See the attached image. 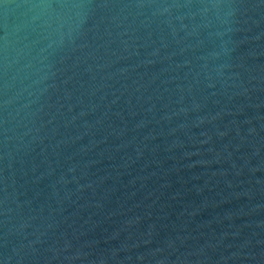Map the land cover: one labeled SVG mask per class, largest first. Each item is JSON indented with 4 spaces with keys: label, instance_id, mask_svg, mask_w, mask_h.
I'll use <instances>...</instances> for the list:
<instances>
[{
    "label": "water",
    "instance_id": "95a60500",
    "mask_svg": "<svg viewBox=\"0 0 264 264\" xmlns=\"http://www.w3.org/2000/svg\"><path fill=\"white\" fill-rule=\"evenodd\" d=\"M0 264H264V0H0Z\"/></svg>",
    "mask_w": 264,
    "mask_h": 264
}]
</instances>
